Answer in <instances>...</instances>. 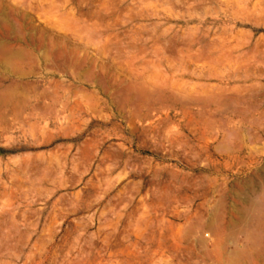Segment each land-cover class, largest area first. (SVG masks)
Returning <instances> with one entry per match:
<instances>
[{"label":"rangeland","instance_id":"obj_1","mask_svg":"<svg viewBox=\"0 0 264 264\" xmlns=\"http://www.w3.org/2000/svg\"><path fill=\"white\" fill-rule=\"evenodd\" d=\"M263 11L264 0H0V43L21 57L9 63L19 76L0 58V264H264V207L247 233L225 227L232 193L264 182ZM40 31L55 39L48 63ZM246 235L262 260H246Z\"/></svg>","mask_w":264,"mask_h":264},{"label":"bare ground","instance_id":"obj_2","mask_svg":"<svg viewBox=\"0 0 264 264\" xmlns=\"http://www.w3.org/2000/svg\"><path fill=\"white\" fill-rule=\"evenodd\" d=\"M148 5H149V4H148ZM152 5H153V3H152ZM150 7H152V6H150ZM145 8H146V7H145ZM145 11H146V9H145ZM145 11H144V12H145ZM245 13H246V12H245ZM262 13H263V12H262ZM154 14H156V13H154ZM154 14H153V15H154ZM157 14H158V13H157ZM250 14H251V13H250ZM250 14H249V15H250ZM256 15H257V14H256ZM155 16H156V15H155ZM157 16H158V15H157ZM237 16H238V15H237ZM244 16H245V15H244ZM250 16H251V15H250ZM166 17H167V16H166ZM260 17H261V16H260ZM6 18H7V17H6ZM13 18H14V17H13ZM246 18H247V17H246ZM246 18H245V19H246ZM249 19H250V18H249ZM246 20H247V19H246ZM3 23H4V22H3ZM162 23H163V22H162ZM1 24H2V23H1ZM163 24H164V23H163ZM18 25H19V24H18ZM3 26H4V24H3ZM30 26H31V25H30ZM70 26H71V25H70ZM70 26H69V27H70ZM4 27H5V26H4ZM4 27H3V28H4ZM168 29H169V28H168ZM170 29H171V28H170ZM6 30H7V28H6ZM89 30H90V29H89ZM198 30H199V29H198ZM32 31H33V30H32ZM91 31H92V30H91ZM169 31H170V30H169ZM14 32H15V31H14ZM27 32H29V33H28V36H26V37H27L26 41H27L28 43L34 44V40H33V37H32L33 34H30V30H29V29H27ZM40 32H41V31H40ZM93 32H94V31H93ZM93 32H92V33H93ZM161 32H162V31H161ZM164 32H165V31H164ZM15 33H17V32H15ZM31 33H32V32H31ZM174 33H175V32H174ZM177 33H178V31H177ZM177 33H176V34H177ZM18 34H19V33H18ZM199 34H200V31H199ZM203 34H204V33H203ZM161 35H163V34H161ZM205 35H206V34H205ZM20 36H21V35H20ZM38 36H39L38 38L35 37V39L37 38V44H36V45L38 46L37 49H42V50H41V51H42V52H41V56H42V59L45 61L46 58H47V53L45 52V51H46L45 47L47 46V43H49V42H51V41H47V42H45V36H46V34L44 35L42 32H41L40 35H38ZM199 37H200V35H199ZM203 37H204V36H203ZM205 37H206V36H205ZM53 38H54V37H53ZM53 38H51V39H53ZM174 39H176V38H174ZM16 40H20V38H19V39H15V41H16ZM46 40H47V39H46ZM53 40H55V39H53ZM53 40H52V42H53ZM60 40H62V39H60ZM196 40H197V39H196ZM200 40H201V39H200ZM226 40H227V39H226ZM58 41H59V40H58ZM191 41H193V40H191ZM191 41H190V42H191ZM230 41H231V40H230ZM52 42L50 43V47H51V49H53L54 46H55L54 43H52ZM64 42H65V41H64ZM64 42H63V43H64ZM177 42H178V41H177ZM179 42H180V44H181V40H180ZM206 42H207V41H206ZM224 42H225V41H224ZM55 43H56V42H55ZM61 43H62V42H61ZM213 43H214V42H213ZM213 43H212V44H213ZM0 44H1V43H0ZM6 44H7V43H6ZM189 44H190V43H189ZM189 44H188V45H189ZM199 44H201V43H199ZM206 44H209V43H206ZM206 44H205V45H206ZM58 45H59V44H58ZM176 45H177V43H176ZM218 45H219V44H218ZM221 45H222V44H221ZM6 46H7V45H6ZM6 46L4 45V47H6ZM56 46H57V45H56ZM174 46H175V45H174ZM208 46H209V45H208ZM211 46H214V45H211ZM4 47H3V44L0 45V58H1V60H3V61H1V62H4V63H3L4 66L2 65V63H1V65H2L3 67H5V64H7V65H6V68L8 67V69L10 68V70H11V67H12L11 64H13L12 61H15V60H12V59L15 58V59L18 60V59H20L21 57H20V58H16V57H18V56H17V53H16V49L13 48V49L15 50V52H14V50L12 51V50H11V49H12V46H10V47H11V48H10L9 45H8L7 47H8L9 49H6L7 47H6V48H4ZM28 47H29V46H28ZM179 47H180V46H179ZM186 47H187V46H186ZM186 47H185V49L187 50ZM191 47H192V46H191ZM196 47H197V46H196ZM219 47H220V46H219ZM225 47H226V46H225ZM225 47H224V48H225ZM236 47H237V46H236ZM34 48H35V47H34ZM46 48H48V47H46ZM64 48H65V47H63V49H64ZM66 48H67V47H66ZM176 48H177V46H176ZM176 48H175V49H176ZM202 48H203V47H202ZM217 48H218V47H217ZM217 48H216V49H217ZM222 48H223V47H222ZM51 49H50V50H51ZM179 49H180V48H179ZM179 49H177V50H179ZM188 49H189V48H188ZM191 49H192V48H191ZM195 49H196V48H195ZM199 49H200V48H199ZM199 49H198V50H199ZM209 49H210V48H209ZM227 49H229V48L227 47ZM227 49H226V50H227ZM18 50H19V49H17V52H18ZM58 50H59V49H58ZM71 50H72V49H71ZM171 50H172V49H171ZM207 50H208V49H207ZM211 50H212V49H211ZM226 50H225V51H226ZM230 50H231V49H230ZM230 50H228V51H230ZM232 50H233V49H232ZM30 51H31V50H30ZM36 51H37V50H36ZM172 51H173V50H172ZM192 51H193V50H192ZM195 51H196V50H195ZM195 51H194V52H195ZM200 51H202V50H200ZM225 51H224V52H225ZM19 52L21 53V51H19ZM47 52H48V51H47ZM61 52H63V51H61ZM64 52H65V51H64ZM67 52H68V51H67ZM69 52H70V50H69ZM132 52H134V51H132ZM194 52H193V53H194ZM198 52H199V51H198ZM203 52H204V51H203ZM226 52H227V51H226ZM240 52H241V50H240ZM240 52H238V53H240ZM39 53H40V52H39ZM52 53H53V52H52ZM65 53H66V52H65ZM171 53H172V52H171ZM177 53H180V52H177ZM204 53H205V52H204ZM209 53H210V52H209ZM209 53H208V54H209ZM212 53H214V51H213ZM228 53H229V52H228ZM228 53H227V54H228ZM50 54H51V53H50ZM50 54H49V55H50ZM56 54H57V53H55L53 56L56 57ZM69 54H70V53H69ZM72 54H73V52H72ZM196 54H197V53H196ZM196 54H195V55H196ZM210 54H211V53H210ZM223 54H224V53H223ZM241 54H242V53H241ZM241 54H240V55H241ZM18 55L21 56L22 53H21V54L18 53ZM187 55H188V54H187ZM191 55H193V54H191ZM191 55H190V56H191ZM211 55H212V54H211ZM236 55H237V54H236ZM134 56H135V55H134ZM178 56H180V55H178ZM182 56H183V55H182ZM208 56L210 57V55H208ZM226 56H227V55H226ZM238 56H239V55H238ZM69 57H70V55H69ZM69 57H68V58H69ZM198 57H200V55H199ZM204 57H205V56H204ZM212 57H213V56H212ZM212 57H211V58H212ZM217 57H218V56H217ZM219 57H220V56H219ZM219 57H218V59H219ZM245 57H246V56H244V58H245ZM184 58H186V57H184ZM188 58H189V57H188ZM188 58H187V59H188ZM202 58H203V56H202ZM206 58L208 59V57H206ZM230 58H232V57H230ZM230 58H228V59L230 60ZM248 58H251V57H248ZM24 59H25V58H24ZM51 59H52V57H51ZM55 59H56V58H55ZM65 59H66V58H65ZM65 59H64V60H65ZM76 59H77V58H76ZM133 59H134V58H133ZM180 59H182V57H181ZM216 59H217V58H216ZM220 59H222V57H221ZM225 59H226V58H225ZM232 59H233V58H232ZM232 59H231V60H232ZM11 60H12V61H11ZM47 60H48V58H47ZM72 60H73V59H72ZM178 60H179V59H178ZM189 60H191V58H190ZM226 60H227V59H226ZM231 60H230V61H231ZM61 61H62V58H61ZM126 61H128V60H126ZM126 61H125V62H126ZM198 61H199V59H198ZM210 61H211V60L209 59V62H210ZM213 61H214V60H213ZM10 62H11V64H10L11 66L9 65ZM48 62H49V60L46 61V63H48ZM53 62H54V61H53ZM57 62H58V61H57ZM67 62H68V60H67ZM80 62H81V61H80ZM80 62H78V64H77L78 66H77V65L75 66L76 68L80 66V64H81ZM82 62H83V60H82ZM125 62H124V63H125ZM133 62H134V61H133ZM147 62H148V61H147ZM186 62H187V61H186ZM196 62H197V59H196ZM209 62H207L208 65H209ZM214 62H215V61H214ZM216 62H217V61H216ZM227 62H228V61H227ZM234 62H235V61H234ZM250 62H252V61H250ZM55 63H56V62H55ZM74 63H75V59H74ZM85 63H86V62H85ZM127 63H128V62H127ZM127 63H126V64H127ZM130 63H131V62H130ZM178 63H179V62H178ZM229 63H230V62H229ZM32 64H33V63H32ZM40 64H41V63H40ZM152 64H153V63H152ZM244 64H246V62H245ZM244 64H242V65H244ZM72 65H73V64H72ZM130 65H132V64H130ZM210 65H211V64H210ZM234 65H235V63H234ZM9 66H10V67H9ZM133 66H134V65H133ZM213 66H215V65L213 64V65H212V68H213ZM220 66H221V64H220ZM236 66H238V65H236ZM236 66H235V67H236ZM239 66H240V65H239ZM126 67H127V66H126ZM130 67H131V66H130ZM216 67H217V63H216ZM31 68H32V67H31ZM42 68H43V67H42ZM121 68H122V67H121ZM209 68H210V70H213V69H211V67H209ZM237 68H238V67H237ZM240 68H241V67H240ZM242 68H243V67H242ZM247 68H248V66H247ZM13 69H14V68L12 67V70H13ZM43 69H44V68H43ZM56 69L58 70L57 67H56ZM217 69H218V68H216V70H217ZM4 70H5V69H4ZM12 70H11V73H12ZM19 70H20V69H19ZM19 70H16V72H15V70H13V72H14L16 75L19 76V75H21V73H20ZM40 70H41V69H40ZM52 70H53V69H52ZM87 70H88V69H87ZM130 70H131V69H130ZM130 70H129L128 72H130ZM48 71H49V70H48ZM48 71H47V72H48ZM89 71H90V70H89ZM179 71H180V70H179ZM183 71H184V70H183ZM215 72H216V71H215ZM14 73H12V74H14ZM41 73H42V72H41ZM58 73H59V72H58ZM131 73H132V72H131ZM190 73H191V72H190ZM212 73H213V72H212ZM225 73H226V72H225ZM228 73H229V72H228ZM241 73H242V72H241ZM55 74H56V73H55ZM184 74H185V73H184ZM187 74H188V73H187ZM187 74H186V75H187ZM87 75H88V74H87ZM181 75H182V74H181ZM206 75L208 76V74H206ZM209 75H210V74H209ZM221 75H222V74H221ZM229 75H230V73H229ZM240 75H241V74H240ZM40 76H41V75H40ZM166 76H167V75H166ZM166 76H165V78H166ZM204 76H205V75H204ZM213 76H214V74H213ZM246 76H247V75H246ZM246 76H244V78H245ZM44 77H45V76H44ZM201 77H202V76H201ZM211 77H212V76H210V78H211ZM214 77H215V76H214ZM214 77H213V78H214ZM220 77H221V76H220ZM220 77H219V80L221 79ZM227 77H228V75H227ZM240 77H241V76H240ZM140 78H141V77H140ZM140 78H139V79H140ZM202 78H203V77H202ZM207 78L209 79V77H207ZM228 78H229V77H228ZM252 78H253V77H252ZM167 79H168V78H167ZM167 79H166V80H167ZM196 79H197V78H196ZM214 79H215V78H214ZM226 79H227V78H226ZM242 79H243V78H242ZM249 79H250V78H249ZM249 79H248V80H249ZM261 79H262V78H261ZM4 80H5V79H4ZM50 80H51V79H50ZM53 80H54V79H53ZM88 80H89V78H88ZM136 80H137V79H136ZM163 80H164V79H163ZM163 80H162V81H163ZM170 80H171V79H170ZM179 80H180V79H179ZM202 80H203V79H202ZM215 80H216V79H215ZM223 80H224V79H223ZM245 80H247V79H245ZM173 82H174V80H173ZM128 83H129V82H128ZM146 83H148V82H146ZM164 83H165V82H164ZM166 83H167V82H166ZM171 83H172V82H171ZM200 83H201V82H200ZM202 83H203V82H202ZM262 83H263V82H262ZM50 84H51V83H50ZM148 84H150V83H148ZM148 84H146V85H148ZM162 84H163V83H162ZM162 84H161V85H162ZM179 84H181V83H179ZM257 84H258V83H257ZM54 85H55V83H54ZM163 85H164V84H163ZM169 85H170V84H169ZM169 85H167V86H169ZM175 85H176V84H175ZM175 85H174V86H175ZM177 85H178V81H177ZM213 85H214V84H213ZM240 85H241V84H240ZM102 86H104V85H102ZM128 86H129V85H128ZM128 86H127V87H128ZM151 86H154V85H151ZM158 86L160 87V85H158ZM167 86H166V88H167ZM178 86H179V85H178ZM178 86H177V87H178ZM201 86H202V85H201ZM201 86H200V87H201ZM203 86H205V85H203ZM206 86H207V85H206ZM260 86L262 87L261 84H260ZM260 86H259V88H261ZM38 87H39V86H38ZM121 87H122V86H121ZM127 87L125 86V87H123V88L125 89V88H127ZM155 87H156V85H155ZM200 87H198V88H200ZM245 87H246V86H245ZM245 87H244V88H245ZM257 87H258V86H257ZM100 88H101V87H100ZM123 88H122V90H124ZM142 88H143V87H142ZM156 88H157V87H156ZM175 88H176V87H175ZM201 88H202V87H201ZM204 88H205V87H204ZM211 88H212V87H211ZM36 89H37V88H36ZM55 89H56V88H55ZM104 89H105V88H104ZM150 89H152V88H150ZM153 89H154V88H153ZM160 89H161V88H160ZM162 89H163V86H162ZM164 89H165V87H164ZM172 89H173V87H172ZM202 89H203V88H202ZM217 89H219V87H218ZM254 89H255V88H254ZM256 89H258V88H256ZM105 90H106V89H105ZM119 90H120V89H119ZM125 90H126V89H125ZM154 90H155V89H154ZM175 90H176V89H175ZM198 90H200V89H198ZM207 90H209V88H207ZM207 90H206V91H207ZM260 90H261V89H260ZM8 91H9V90H8ZM103 91H104V90H103ZM136 91H137V90H136ZM156 91H157V90H156ZM162 91H163V90H162ZM202 91H203V90H202ZM231 91H232V90H231ZM233 91H234V90H233ZM251 91H252V90H251ZM115 92H116V91H115ZM118 92H119V91H118ZM124 92H126V91H124ZM127 92H128V90H127ZM127 92H126V93H127ZM130 92H131V91L129 90V93H130ZM133 92H134V91H133ZM163 92H164V91H163ZM163 92H162V94H163ZM200 92H201V91H200ZM113 93H114V92H113ZM134 93H137V94H138V92H134ZM148 93H149V92H148ZM158 93H159V92H158ZM166 93H169V94H170V91H169V92H166ZM166 93H165V95H166ZM202 93H203V92H202ZM209 93H210V92H209ZM217 93H218V92H217ZM232 93H233V92H232ZM262 93H263V92H262ZM262 93H261V94H262ZM10 94H11V93H10ZM43 94H44V93H43ZM45 94H46V96H47V93H45ZM103 94H105V93L103 92ZM132 94H133V93H132ZM137 94H136V96L134 95V96L136 97L135 102H136V100H138V98H137L138 95H137ZM155 94H156V92H155ZM162 94H161V96H162ZM176 94H177V93H176ZM204 94H205V93H204ZM13 95H14V94H13ZM125 95H126V94H125ZM140 95H141V94H140ZM143 95H144V94H142V97H143ZM147 95H148V94H147ZM156 95H157V94H156ZM171 95H172V94H171ZM185 95H186V94H185ZM218 95L220 96V93H218ZM259 95H260V94H259ZM42 96H43V95H42ZM116 96H117V93H116ZM119 96H120V95H119ZM134 96H133V99H131V97H130L131 101L134 100V98H135ZM148 96H149V95H148ZM148 96H146V97H148ZM150 96H151V95H150ZM158 96H159V94H158ZM173 96H174V98H175L176 100L178 99L177 96H176V97H175V95H173ZM204 96H205V95H204ZM219 96H218V97H219ZM225 96H227V94H226ZM252 96H253V95H252ZM252 96H251V97H252ZM255 96H256V95H255ZM260 96H261V95H260ZM260 96H259V97H260ZM262 96H263V95H262ZM5 97H6V96H5ZM8 97H9V96H8ZM13 97H14V96H13ZM40 97H41V96H40ZM167 97H168V96H167ZM170 97H171V96H170ZM182 97H183V96H182ZM206 97H207V96H206ZM210 97H211V101H212V97H213V96L211 95ZM215 97H216V96H215ZM221 97H222V96H221ZM223 97H224V96H223ZM227 97H228V96H227ZM245 97H246V96H245ZM2 98H3V97H2ZM172 98H173V97H172ZM174 98H173L172 100H174ZM185 98H186V96H185ZM6 99H7V98H6ZM9 99H10V98H9ZM142 99H143V98H142ZM144 99H145V97H144ZM148 99H149V98H148ZM164 99H165V98H164ZM187 99H188V98H187ZM156 100H158V99H156ZM165 100H166V99H165ZM178 100H179V99H178ZM193 100H194V99H193ZM216 100H218V99H216ZM251 100H252V99H251ZM6 101H7V100H6ZM6 101H5V99H1V97H0V103H4V102H6ZM127 101H128V100H127ZM147 101H148V100H147ZM153 101H154V100H153ZM159 101H163V100H159ZM174 101H175V100H174ZM179 101H180V100H179ZM189 101L192 102V101H191V98H190ZM203 101H204V100H203ZM223 101H226V100L223 99ZM256 101H258V99L255 100V105H256ZM259 101H260V100H259ZM263 101H264V100H263ZM133 102H134V101H133ZM180 102H181V101H180ZM199 102H201V101H199ZM206 102H207V98H206ZM214 102H215V101H214ZM214 102H213V103H214ZM239 102H240V101H239ZM251 102H252V101H251ZM261 102H262V100H261ZM60 103H61V102H60ZM140 103H142V102H140ZM162 103H163V102H162ZM172 103H173V102H172ZM175 103H176V102H175ZM175 103H174V104H175ZM195 103H196V102L194 101V104H195ZM208 103H209V102H208ZM211 103H212V102H211ZM216 103H217V102H216ZM222 103H223V102H222ZM222 103H221V104H222ZM224 103H225V102H224ZM242 103H244V102L242 101ZM258 103H259V102H258ZM262 103H263V102H262ZM66 104H67V103H66ZM146 104H147V103H146ZM146 104H145V105H146ZM157 104H158V103H157ZM157 104H156V105H157ZM204 104H205V102H204ZM217 104H218V103H217ZM250 104H251V103H250ZM250 104H249V105H250ZM122 105H123V104H122ZM133 105H134V104H133ZM159 105H160V104H159ZM161 105H162V104H161ZM165 105H166V104H165ZM168 105H171V104H168ZM175 105H176V104H175ZM205 105H207V104H205ZM211 105H212V104H211ZM228 105H229V104H228ZM240 105H241V103H240ZM246 105H247V104H246ZM251 105H252V104H251ZM143 106H144V105H143ZM148 106H149V105H148ZM162 106H163V105H162ZM198 106H199V104H198ZM200 106H202V105H200ZM200 106H199V107H200ZM260 106H261V105H260ZM151 107H153V104H152ZM179 107H180V106H179ZM244 107H245V106H244ZM161 108H162V107H161ZM223 108H224V107H223ZM226 108H227V107H226ZM242 108H243V107H242ZM246 108H247V107H245V109H246ZM254 108H255V107H253V111H254L255 109H257V108H255V109H254ZM14 109H15V108H14ZM139 109H140V108H139ZM147 109H148V108H147ZM154 109H155V108H154ZM154 109L152 108V111H153ZM156 109H157V108H156ZM205 109H206V108H205ZM234 109H235V108H234ZM250 109H251V108H250ZM145 110H146V109H145ZM145 110H144V111H145ZM213 110H214V109H213ZM235 110H236V109H235ZM237 110H238V109H237ZM7 111H8V110H7ZM146 111H147V110H146ZM150 111H151V110H150ZM154 111H155V110H154ZM154 111H153V112H154ZM160 111H162V110H160ZM177 111H178V110H177ZM182 111H183V110H182ZM208 111H209V109H208ZM211 111H212V110H211ZM214 111H215V110H214ZM226 111H228V110H226ZM242 111H243V109H242ZM246 111H247V110H246ZM185 112H186V111H185ZM203 112H205V111H203ZM235 112H237V111H235ZM238 112H240V110H239ZM238 112H237V113H238ZM250 112H252V110H251ZM256 112H257V111H256ZM147 113H148V112H147ZM158 113H159V111H158ZM161 113H162V112H161ZM201 113H202V112H201ZM201 113H200V114H201ZM213 113H214V112H213ZM213 113H212V115H213ZM230 113H231V112H230ZM230 113H229V114H230ZM243 113H244V112H242V114H243ZM15 114H16V113H15ZM152 114H154V113H152ZM164 114H165V113H164ZM168 114H169V113H168ZM168 114H167V115H168ZM184 114H185V113H184ZM197 114H198V113H197ZM231 114H232V113H231ZM234 114H235V113H234ZM238 114H239V113H238ZM240 114H241V113H240ZM242 114H241V115H242ZM244 114H245V113H244ZM100 115H101V114H100ZM158 115H159V114H158ZM158 115H157V116H158ZM176 115H177V114H176ZM178 115H179V114H178ZM189 115H190V114H189ZM192 115H193V113H192ZM194 115H195V114H194ZM210 115H211V114H210ZM248 115H249V114H248ZM254 115H255V113H254ZM259 115H260V114H259ZM259 115H257V116L259 117ZM262 115H263V114H262ZM146 116H147V115H146ZM155 116H156V115H155ZM181 116H182V115H181ZM181 116H180V117H181ZM226 116H227V115H226ZM233 116H234V115H233ZM233 116H232L231 118H233ZM238 116H240V115H238ZM242 116L244 117V115H242ZM250 116H251V115H250ZM252 116H253V115H252ZM260 116H261V115H260ZM263 116H264V115H263ZM1 117H2V116H1ZM138 117H139V116H138ZM160 117H161V116H160ZM160 117H159V118H160ZM142 118H143V116H142ZM146 118H147V117H146ZM146 118H145V119H146ZM255 118H256V117H255ZM261 118H262V117H261ZM130 119H131V118H130ZM187 119H189V118H187ZM193 119H194V118H193ZM209 119H211V118L209 117ZM251 119H252V118H251ZM131 120H132V119H131ZM159 120H162V118L159 119ZM176 120H177V119H176ZM247 120H250V118L247 119ZM253 120H254V119H253ZM259 120H260V118H259ZM259 120H258L257 123L260 122ZM261 120H264V118L261 119ZM194 121H195V120H194ZM203 121H205V120H203ZM203 121H200V122H203ZM224 121H225V120H224ZM240 121H242V120L240 119ZM18 122H19V121H18ZM160 122H161V121H160ZM166 122H168V121H166ZM170 122H171V121H170ZM214 122H215V121H214ZM228 122H229V121H228ZM242 122H243V121H242ZM261 122H262V121H261ZM158 123H159V122L157 121V124H158ZM161 123H162V122H161ZM211 123H213V122H211ZM221 123H223V122H221ZM224 123H225V122H224ZM244 123L247 124V125H252V124H253L252 122H249V121H244ZM244 123H243V124H244ZM254 123H255V120H254ZM172 124H173V123H172ZM191 124H192V122H191ZM197 124H198V123H197ZM218 124L220 125L219 122H218ZM225 124H226V123H225ZM227 124H228V123H227ZM231 124H232V123H231ZM233 124H234V123H233ZM259 124H260V123H259ZM259 124H258V125H259ZM199 125H200V124H199ZM204 125L207 126V125H209V123L205 122V124L203 123V126H204ZM210 125H211V124H210ZM219 125H218V126H219ZM221 125H222V124H221ZM221 125H220V127H223V125H222V126H221ZM175 126H176V125H175ZM189 126H192V125H189ZM206 126H205V127H206ZM211 126H212V125H211ZM252 126H253V125H252ZM254 126H255V124H254ZM153 128H154V126H153ZM212 128H213V126H212ZM212 128H211V129H212ZM218 128H219V127H218ZM227 128H228V127H227ZM233 128H234V126H233ZM238 128H239V127H238ZM238 128H237V129H238ZM244 128H245V126H244ZM156 129H157V126H156ZM161 129H162V128H161ZM189 129H190V128H189ZM215 129H216V128H215ZM220 129H221V128H220ZM206 130H207V129H206ZM222 130H223V129H222ZM225 130H226V128H225ZM234 130H235V129H234ZM248 130H249V128H248ZM258 130H260V129H258ZM262 130H263V128H262ZM192 131H193V129H192ZM195 131H196V130H195ZM203 131H204V130H203ZM212 131H213V130H211V132H212ZM219 131H220V130H219ZM226 131H227V130H226ZM231 131H232V130H231ZM166 132H167V131H166ZM213 132H215V131H213ZM224 132H225V131H224ZM238 132H239V131H238ZM245 132L247 133L246 130H245ZM256 132H257V131H256ZM188 133H189V132H188ZM205 133H206V132H205ZM205 133H204V134H205ZM226 133H227V132H225V135H226ZM146 134H147V133H146ZM213 134H214V133H213ZM229 134H230V132H228L226 136L229 137V136L231 135V134H230V135H229ZM240 134H241V133H240ZM240 134H238V136H239ZM248 134H249V133H248ZM261 134H262V133H261ZM200 135H201V134H200ZM214 135H215V134H214ZM228 135H229V136H228ZM236 135H237V134H236ZM246 135H247V134H246ZM258 135H259V133H258ZM159 136H160V134H159ZM188 136H190V135H188ZM201 136H202V135H201ZM231 136H232V135H231ZM233 136H234V135H233ZM248 136H249V139H250V136H251V135H248ZM254 136H256V133L254 134ZM259 136H260V135H259ZM206 137H207V136H206ZM222 137H223V136H222ZM235 137H236V136H235ZM240 137H241V136H240ZM240 137H239V138H240ZM257 137H258V136H257ZM257 137H256V138H257ZM168 138H169V137H168ZM181 138H182V137H181ZM233 138H234V137H233ZM192 139H193V138H192ZM203 139H204V138H203ZM213 139H214V138H213ZM219 139H220V138H219ZM224 139H226V138H224ZM257 139H259V138H257ZM257 139H255V137H254V140H255V141H256ZM182 140H183V139H182ZM208 140H209V138H208ZM185 141H186V140H185ZM206 141H207V140H206ZM245 141H247V140H245ZM251 141H252V140H251ZM228 142H229V141H228ZM228 142H227V144H228ZM239 142H240V141H239ZM242 142H243V141H241V143H242ZM249 142H250V141H249ZM253 142H254V141H253ZM208 143H209V142H208ZM219 143H220V142H219ZM235 143H236V142H235ZM194 144H195V143H194ZM221 144H222V143H221ZM252 144H254V143H252ZM206 145H208V144H206ZM219 145H220V144H219ZM222 145H223V144H222ZM225 145H226V144H225ZM248 145H249V144H248ZM256 145H257V144H256ZM185 146H186V145H185ZM190 146H191V145H190ZM198 146H199V144H198ZM228 146H229V145H228ZM243 146H244V144H243ZM204 147H205V146H204ZM217 147H220V148H221V146H217ZM222 147L224 148L225 146H222ZM189 148H190V147H189ZM232 148H233V147H232ZM199 149H200V147H199ZM204 149H205V148H204ZM217 149H218V148H216L215 151H216ZM221 150H222V148H221ZM224 150H227V149L224 148ZM224 150H222V151H224ZM229 150H230V149H229ZM202 151H203V150H202ZM222 151H221V153H222ZM239 151H240V150H239ZM192 152H193V151H192ZM216 152H217V151H216ZM226 152H227V151H226ZM230 152H231V151H230ZM230 152H229V153H230ZM204 153H205V152H204ZM214 153H215V152H214ZM221 153H220V154H221ZM223 154H224V153H223ZM246 154H247V153H246ZM205 155H207V154L205 153ZM216 155H217V154H216ZM239 155H240V154H239ZM239 155H238V156H239ZM201 156H202V155H201ZM236 156H237V155H236ZM229 157H230V156H229ZM246 158H247V157H246ZM203 159H204V158H203ZM219 159H220V158H219ZM238 159H239V158H238ZM240 159H241V158H240ZM248 159H249V158H248ZM248 159H247V160H248ZM243 160H244V159H243ZM206 162H207V161H206ZM241 162H242V161H241ZM213 163H214V162H213ZM246 163H247V162H246ZM258 163H259V162H258ZM217 164H218V163H217ZM219 164H220V163H219ZM225 164H226V162H225ZM236 164H237V163H236ZM251 164H252V163H251ZM228 165H229V164H228ZM230 165H231V164H230ZM238 165H239V164H238ZM214 166H215V165H214ZM226 166H227V165H225L224 167H225V168H228V167H229V166H227V167H226ZM254 166H255V165H254ZM257 166H258V165H257ZM257 166H255V167H257ZM242 167H243V166H242ZM255 167H254V168H255ZM258 168H259V167H258ZM205 169H207V168H205ZM217 169H219V168H217ZM245 169H246V168H245ZM252 169H253V167H252ZM207 170H209V169H207ZM212 170H213V169H212ZM223 170H224V169H223ZM204 171H205V170H204ZM220 171H221V170H220ZM232 171H233V170H232ZM247 171H248V170H247ZM206 172H207V171H206ZM209 172H210V171H209ZM218 172H219V171H218ZM218 172H217V173H218ZM222 172H224V171H222ZM225 172H226V171H225ZM229 172H230V170H229ZM245 172H246V171H245ZM214 173H215V172H214ZM171 174H172V173H171ZM173 174H174V173H173ZM221 174H222V173H221ZM221 174H220V175H221ZM212 175H213V174H212ZM172 176L174 177L175 175H172ZM179 176H180V174H179ZM257 176H258V174H257ZM259 177H260V176H259ZM179 178H180V177H179ZM183 178H184V177H183ZM206 178H207V177H206ZM202 179H203V178H202ZM202 179H201V180H202ZM207 179H208V178H207ZM258 179H259V178H258ZM170 180H171V179H170ZM180 180H181V178H180ZM180 180L178 179V181H180ZM184 180H185V179H184ZM204 180H205V179H204ZM242 180H243V179H242ZM256 181H257V180H256ZM176 182H177V181H176ZM257 182H258V181H257ZM259 182H260V181H259ZM175 184H176V183H175ZM213 184H214V183H213ZM263 184H264V182H262V181L259 183V185H258V184H257V185H256V184L254 185V181H252V182H250V183L248 182V184L246 183V185H244V188H243L244 191L246 190L248 193L243 192V189H242V191H239V189H238V191H235V192L232 193V197H233V199L235 200V202H234L235 204L232 205V214H231V217H235V222L232 220V219H233V218H232V219H230L228 222L225 223V219H224L225 227H227V228H228V227H232V228H234V227L237 226V224H238V226L236 227V228L239 229L238 231H245V232L247 231V228L249 227L248 225L250 224L249 222H248V223H249L248 225L246 224L247 221H246V223L244 222V224H246L247 226L244 227V228H241V224H242L243 220L245 219V217H247V219H248V216H250V210H252V209H257V210H255V211H258V210H259L260 213H262L260 209L264 207V206L261 207V204H260V202H259V201H261V200L257 201V202L260 204V206L257 205V204H254L253 202H251V201H250V200H251V199H250L251 196H249V193H250V194L257 193L256 191H258V189H260V190H264V186H263ZM179 185H180V184H179ZM197 187H198V186H197ZM254 187H256V188H258V189H254ZM155 188H156V187H155ZM200 188H201V187H200ZM167 189H168V188H167ZM195 189H197V188H195ZM205 189H206V188H205ZM210 189H211V188H210ZM213 189H214V188H213ZM162 190H163V188H162ZM164 190H166V189H164ZM200 190H201V189H200ZM232 190H233V189H232ZM169 191H170V190H169ZM169 191H168V192H169ZM197 191H199V190H197ZM208 191H209V190H208ZM208 191H207V192H208ZM212 191H213V190H212ZM212 191H211V192H212ZM230 192H232V191H230ZM261 192H262V191H261ZM187 193H188V192H187ZM191 193H193V192H191ZM258 193H259V192H258ZM163 194H164V192H163ZM193 194H194V193H193ZM206 194H207V193H206ZM208 194H211V193H208ZM208 194H207V195H208ZM158 195H159V194H158ZM168 195H171V193H170V194L168 193ZM156 196H157V194H156ZM166 196H167V195H166ZM228 196H229V195H228ZM252 196H253V195H252ZM255 196H258V195L256 194ZM167 197H168V196H167ZM229 197H230V196H229ZM176 198H177V197H176ZM204 198H205V197H204ZM156 199H157V198H156ZM171 199H172V198H171ZM231 199H232V198H231ZM261 199H262V198H261ZM158 200H159V199H158ZM227 200H228V198H227ZM175 201H176V200H175ZM155 203H156V202H155ZM159 203H160V202H159ZM230 205H231V204H230ZM262 205H263V204H262ZM213 210H214V209H213ZM262 210H263V212H264V209H262ZM214 211H215V210H214ZM214 211L211 213V218H210L209 224H207V225H209V226H207V227H209V228L213 227L212 224H213V222H214V218L216 217V212H214ZM216 211H217V210H216ZM219 212H220V211H219ZM219 212H218V215H219ZM255 213H257V212H255ZM227 214H228V213H227ZM229 214H230V213H229ZM225 215H226V214H225ZM232 215H233V216H232ZM236 215H237V216H236ZM262 215H263V214H262ZM217 217H218V216H217ZM217 217H216V219H217ZM227 217H228V216H227ZM236 217H238L237 219H238L239 222L237 221ZM239 217H241V218L244 217V218H243V219L240 218V219H241V220H240ZM251 217H252V216H251ZM251 217H250V218H251ZM256 217H259V220H258V218H257V220L259 221V224H263V225H264V220H261L263 217H262V218H261V216H256ZM250 218H249V219H250ZM216 219H215V220H216ZM222 220H223V218H222ZM245 220H246V219H245ZM216 221H217V220H216ZM216 221H215V223H216ZM222 222H223V221H222ZM222 222H220V223H222ZM141 223H142V222H141ZM143 223H144V222H143ZM143 223H142V224H143ZM158 223H159V222H158ZM235 223H236V224H235ZM145 224H146V223H145ZM145 224H144V225H145ZM256 224H257V223H256ZM139 225H140V224H139ZM188 225H189V224H188ZM195 225H196V224H195ZM211 225H212V226H211ZM216 225H217V224H216ZM258 226H259V225H258ZM141 227H142V226H141ZM144 227H145V226H144ZM215 227H216V226H215ZM239 227H240V228H239ZM262 227H263V226H262ZM139 228H140V226H139ZM142 228H143V227H142ZM200 228H201V227H200ZM205 228H206V227H205ZM205 228H204V230H205ZM143 229H144V228H143ZM191 229H192V228H191ZM224 229H225V228H224ZM259 229H261V228L259 227ZM173 230H174V229H173ZM206 230H207V229H206ZM211 230H212V229H211ZM211 230H210V231H211ZM184 231H185V230H184ZM207 231H209V230H207ZM210 231H209V232H210ZM248 231H249V230H248ZM204 232H205V231H204ZM209 232H208L207 234H209ZM256 232H257V231L254 232V230H253L254 236L257 235ZM222 233H223V232H222ZM246 233H247V232H246ZM258 233L261 234L260 231H258ZM262 233H264V230H263ZM218 234L220 235L221 232H220V233L218 232ZM224 234H225V233H224ZM201 235H202V234H201ZM211 235H212V231H211ZM258 235H259V234H258ZM262 235H263V234H262ZM209 236H210V235H209ZM257 237H258V236H257ZM204 238H205V236H204ZM206 238H207V237H206ZM217 239H218V238H217ZM221 239H222V238H221ZM246 239H248V241H249V246H248V247H249V250H248V252H247L246 255H245L246 258H247L246 260H249V259H250V261H253L252 259H253L254 257H257V259L261 258V256H259V255H260L259 253H260L261 251L263 252L264 250H262V249L260 248L261 250L258 249V250H260V252H255L256 248H258V245H257V243L254 241V238H253V239H252V238L249 239V237L246 235ZM220 241H221V240H220ZM201 243H202V242H201ZM201 243H200V244H201ZM261 243H264V242L262 241ZM216 245H217V244H216ZM218 245H219V244H218ZM220 245H221V244H220ZM199 246H200V245H199ZM233 246H234V245H233ZM220 247H221V246H220ZM237 247H238V246H237ZM237 247H236V248H237ZM241 248H242V247H241ZM239 249H240V248H239ZM242 249H243V248H242ZM214 250H215V249H214ZM234 250L236 251L237 249H234ZM219 251H220V250H219ZM211 253H212V252H211ZM232 253L235 254V252H232ZM238 253H239V252H238ZM242 253H243V252H242ZM234 254H232V255L234 256ZM261 255H262V254H261ZM222 256H223V255H222ZM222 256H221V257H222ZM227 256H228V255H227ZM227 256H226V257H227ZM229 256H231V255H229ZM233 256H232V257H233ZM214 257H215V256H214ZM217 257H218V256H217ZM226 257H225V258H226ZM215 258H216V257H215ZM223 258H224V257H223ZM229 258H230V257H229ZM233 258H234V257H233ZM237 258H238V257H237ZM237 258H236V259H237ZM236 259H235V260H236ZM254 259H255V258H254ZM262 259H263V256H262L261 260H262ZM227 260H228V259H227ZM235 260H234V261L232 260V261L235 262ZM230 261H231V260H230ZM259 261H260V260H259ZM263 261H264V259H263L261 262H263ZM215 262H216V261H215ZM228 262H229V261H228ZM223 263H224V262H223ZM229 263H230V262H229ZM236 263H237V262H236ZM257 263H258V262H257ZM218 264H219V263H218ZM221 264H222V263H221ZM233 264H234V263H233ZM245 264H246V263H245Z\"/></svg>","mask_w":264,"mask_h":264},{"label":"crops","instance_id":"obj_3","mask_svg":"<svg viewBox=\"0 0 264 264\" xmlns=\"http://www.w3.org/2000/svg\"><path fill=\"white\" fill-rule=\"evenodd\" d=\"M232 15H234V16H236L237 17V15L238 16H244L245 15V17H247L248 18V15H249V13H232ZM251 16H252V14H250ZM261 16H262V18H263V16H264V11H263V13H261ZM236 20H238L237 18H236Z\"/></svg>","mask_w":264,"mask_h":264}]
</instances>
